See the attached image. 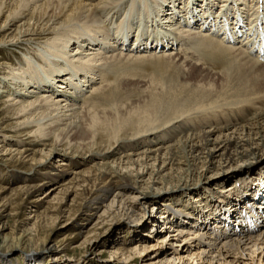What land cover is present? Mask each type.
<instances>
[{
	"label": "bare ground",
	"instance_id": "1",
	"mask_svg": "<svg viewBox=\"0 0 264 264\" xmlns=\"http://www.w3.org/2000/svg\"><path fill=\"white\" fill-rule=\"evenodd\" d=\"M260 82L264 0H0V264H264Z\"/></svg>",
	"mask_w": 264,
	"mask_h": 264
},
{
	"label": "rangeland",
	"instance_id": "2",
	"mask_svg": "<svg viewBox=\"0 0 264 264\" xmlns=\"http://www.w3.org/2000/svg\"><path fill=\"white\" fill-rule=\"evenodd\" d=\"M139 25H141V27H144V26L142 25V23H138L137 24L139 29L142 30V28ZM7 54H9V52H7ZM192 64H194V62H192ZM195 64H196L197 68L201 66V64H199L197 62ZM184 68H183L184 72H188L189 69H190L189 67H186L185 68L186 70ZM187 68H188V70H187ZM203 68H205V67H203ZM249 70H250V72H254L255 69L252 70V68L250 66ZM193 73L194 74H192V78L190 79V82L192 84V87L195 88V89H199V88L201 89V86H203V85H206L205 88H208V86L213 81H214L215 85L217 86L219 81L221 80V78L218 77V76L212 77L210 75H206L205 73L201 74V73H199L198 70H193ZM56 84L58 85V83H56ZM57 85H56V87H57ZM137 88H138V90L144 89V87L141 86V84L137 85ZM256 88H257V90L259 92L264 94V83L263 82H260ZM262 109H264V108H262ZM54 166H55V163H54ZM40 194H42V193H39V195ZM148 212H149V210H148ZM158 226H159V224H157V226H155V227H157L156 228L157 231H158ZM126 227H127V223L126 222H122V225H118V226L117 225L116 226L112 225V226H109V228L107 227L108 230H107L106 236L108 235V237H109L107 243H110V241H112L114 237H116V239H122L124 241L131 240L134 243L135 240H132V239H135L134 237L137 234L135 235V233L128 231L126 229ZM130 227H131V229L133 228L131 225H130ZM64 233H66V232H61L59 238L63 237ZM66 255H67L66 257H64V256L61 257L62 258L61 262L64 261L65 259L66 260H71L72 262H75L76 260L78 261V260H80L82 258L83 259L85 258V259L90 260L92 263L94 262V264H107L106 262L108 260H112V258L107 254V251H105L101 256H95V255H90L88 252H86L85 249H80V250H77V251H75L73 253H72V251H70ZM17 258L21 259L20 256H18ZM142 261L143 260H138V261H135L134 263L131 262L129 264H143ZM109 264H113V263H109Z\"/></svg>",
	"mask_w": 264,
	"mask_h": 264
}]
</instances>
